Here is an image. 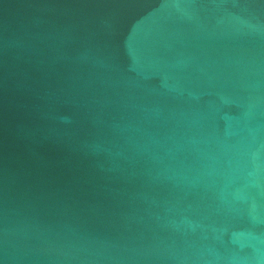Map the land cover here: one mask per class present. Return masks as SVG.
I'll return each instance as SVG.
<instances>
[{
  "label": "water",
  "instance_id": "95a60500",
  "mask_svg": "<svg viewBox=\"0 0 264 264\" xmlns=\"http://www.w3.org/2000/svg\"><path fill=\"white\" fill-rule=\"evenodd\" d=\"M0 264H264V0H0Z\"/></svg>",
  "mask_w": 264,
  "mask_h": 264
}]
</instances>
